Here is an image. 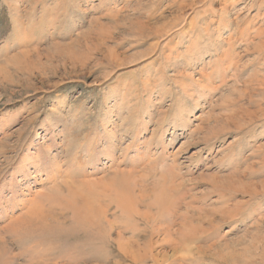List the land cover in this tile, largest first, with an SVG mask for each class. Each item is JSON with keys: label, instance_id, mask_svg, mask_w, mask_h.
Returning a JSON list of instances; mask_svg holds the SVG:
<instances>
[{"label": "rangeland", "instance_id": "obj_1", "mask_svg": "<svg viewBox=\"0 0 264 264\" xmlns=\"http://www.w3.org/2000/svg\"><path fill=\"white\" fill-rule=\"evenodd\" d=\"M0 264H264V0H0Z\"/></svg>", "mask_w": 264, "mask_h": 264}, {"label": "bare ground", "instance_id": "obj_2", "mask_svg": "<svg viewBox=\"0 0 264 264\" xmlns=\"http://www.w3.org/2000/svg\"><path fill=\"white\" fill-rule=\"evenodd\" d=\"M101 182H103L105 185L106 184H109L108 182H104V181H101ZM97 182H95V183H91V185L92 186H94V184H96ZM55 188H58L57 186H55ZM71 196H73V198H74V196H75V192H71ZM38 211H31V212H29V213H27L25 216H24V220H23V217L21 216V219L22 220H16L15 222H16V224L17 223H19V227L17 226V228H14L13 226H10V227H8L9 225H7V227L5 226L4 227V231H6V230H8V231H13V232H17V230H18V232H22V230L23 229H21L22 227L21 226H23V224L25 225V224H28V223H26V221H30V222H32V225L33 224H39V223H41L42 221H43V216H42V214L40 215V214H38L37 213ZM45 221H43V225L45 224L44 223ZM13 225V224H12ZM40 225H42V224H40ZM26 226H28V225H26ZM39 227V226H38ZM11 229V230H10ZM3 231V232H4ZM2 232V233H3ZM17 232V233H18ZM26 233V232H25ZM5 235V234H4ZM6 236V235H5ZM121 243V249L122 248H126V247H128V243H130V241H127V243H122V242H120ZM129 253V252H128Z\"/></svg>", "mask_w": 264, "mask_h": 264}]
</instances>
